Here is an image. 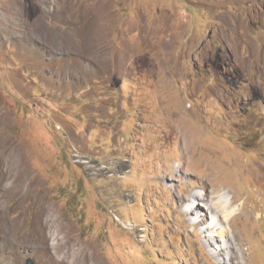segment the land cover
Instances as JSON below:
<instances>
[{"label":"rangeland","instance_id":"1","mask_svg":"<svg viewBox=\"0 0 264 264\" xmlns=\"http://www.w3.org/2000/svg\"><path fill=\"white\" fill-rule=\"evenodd\" d=\"M224 193L264 264V0H0V264H218Z\"/></svg>","mask_w":264,"mask_h":264},{"label":"bare ground","instance_id":"2","mask_svg":"<svg viewBox=\"0 0 264 264\" xmlns=\"http://www.w3.org/2000/svg\"><path fill=\"white\" fill-rule=\"evenodd\" d=\"M19 159H21V158H19ZM14 163L23 164V161L21 159L19 161L14 162ZM19 168H21V169L17 170V173L14 174V177L17 178V181L22 179V177L27 176V173L24 174L25 168H22V166ZM196 201H197L196 206H195V204H192V205L190 204V215L198 216L200 211L198 210L197 207H199V206L205 207L209 212H211V215H213V218L210 217L213 220L211 223L213 225V228H217V229L214 231L211 229L213 231L211 233L210 227L206 226V227H202L201 232H202L204 240H205L204 242L212 250L211 251L212 255H213V257H215L218 260V264H247L245 252L243 251L242 247L239 249V251L241 252V255H242V258L244 259V261H242L240 259L239 252L236 249V246L233 243V240L231 239L230 234L228 233V230L226 228L225 229L221 228L222 224H228L229 226H231L230 222L232 221L233 217L238 214V210L240 208L237 209L234 206V202H235L234 197L229 196L228 194L224 193L222 195L219 194V196H216L213 200V198L210 199V198L205 197L204 195L203 196L201 195V196L196 197ZM201 214L203 215V213H201ZM55 220H57V219L55 218ZM50 221L51 220H49V222ZM197 222H199L201 225H203L207 222V217H205L204 219L203 218L198 219L197 221H195V223H197ZM42 225H43V229H45L46 224L42 223ZM219 227H220V230H219ZM230 229L234 233L232 227H230ZM61 233H62V229H60V227L59 228L57 227V237H58V245L59 246L65 244V242H66V241H64L65 236H61L60 235ZM66 248H68V247H66ZM72 254L77 255L78 253H72Z\"/></svg>","mask_w":264,"mask_h":264},{"label":"water","instance_id":"3","mask_svg":"<svg viewBox=\"0 0 264 264\" xmlns=\"http://www.w3.org/2000/svg\"><path fill=\"white\" fill-rule=\"evenodd\" d=\"M27 264H35L32 259L27 260Z\"/></svg>","mask_w":264,"mask_h":264}]
</instances>
